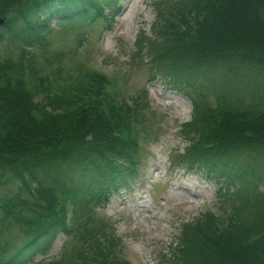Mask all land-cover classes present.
Returning <instances> with one entry per match:
<instances>
[{
	"label": "trees",
	"instance_id": "obj_1",
	"mask_svg": "<svg viewBox=\"0 0 264 264\" xmlns=\"http://www.w3.org/2000/svg\"><path fill=\"white\" fill-rule=\"evenodd\" d=\"M101 1L114 8L117 0H0V45L38 43L50 21L91 22L103 16ZM154 11L150 34L137 29L132 55L147 58L150 79L189 100L176 167L213 182L218 198L183 221L170 262L264 264V107L248 109L242 94L248 83L249 94L264 91V0H157ZM27 55L28 82L22 50L14 62L0 60V235L30 228L21 243L0 244V264H41L33 259L58 234L88 231L94 207L129 190L140 165L137 138L148 136L139 123L149 107L145 89L121 96L114 78L83 67L50 88ZM101 237H93L95 254L71 264H128L111 255V236Z\"/></svg>",
	"mask_w": 264,
	"mask_h": 264
},
{
	"label": "rangeland",
	"instance_id": "obj_2",
	"mask_svg": "<svg viewBox=\"0 0 264 264\" xmlns=\"http://www.w3.org/2000/svg\"><path fill=\"white\" fill-rule=\"evenodd\" d=\"M119 1L121 5H114L118 10L111 18L107 15L113 7L105 5L101 8L104 16L91 22L52 24L50 21L47 30L40 33L38 43L25 45L38 74L50 88L66 85L76 76L78 69L93 66L106 73L109 71L116 92L121 96L137 95L145 89L149 104L148 109H142L139 121L148 132L146 139L142 136L139 139L144 142L146 161L139 167L138 177L130 181L131 189L121 190L105 205L95 206L94 214L89 213L90 220L85 223L88 231L76 227L68 236L58 234L47 251L33 259L41 258L42 264L55 261L71 264L82 256L90 258L92 253L95 254L93 248H98L93 237L101 240L102 235L107 240L108 234L111 236L109 248L112 256L126 258L131 264H172L167 250L175 243L174 237L183 221L209 209L210 204H215L218 199L213 182L176 167L175 155L184 143L177 130L190 118L189 100L180 92L150 79L147 58L132 55L137 28L142 26L144 35L152 31L154 2L157 0ZM19 47L15 42L2 41L0 60L14 62ZM252 89L253 84L248 83L247 90ZM248 91L242 93L245 107L263 108L264 103H259L256 97L258 93L264 96V91L250 92L252 94ZM208 102L213 104V98L209 96ZM262 177L264 181L263 174ZM137 182L141 183L137 185ZM258 189L264 192V185ZM26 227L15 225L5 231L0 235V244L21 243L28 229L30 231Z\"/></svg>",
	"mask_w": 264,
	"mask_h": 264
},
{
	"label": "water",
	"instance_id": "obj_3",
	"mask_svg": "<svg viewBox=\"0 0 264 264\" xmlns=\"http://www.w3.org/2000/svg\"><path fill=\"white\" fill-rule=\"evenodd\" d=\"M0 22H1V20H0Z\"/></svg>",
	"mask_w": 264,
	"mask_h": 264
}]
</instances>
